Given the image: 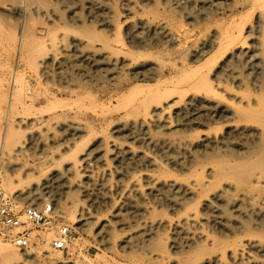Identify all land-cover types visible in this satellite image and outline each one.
<instances>
[{"label": "bare ground", "instance_id": "obj_1", "mask_svg": "<svg viewBox=\"0 0 264 264\" xmlns=\"http://www.w3.org/2000/svg\"><path fill=\"white\" fill-rule=\"evenodd\" d=\"M64 1L65 4L70 5L78 4L84 7L87 5L89 9L87 13L94 14L93 16L99 15V8L105 4L103 0ZM130 2L125 8L137 3ZM141 2L145 8H149L152 17L138 21L141 30L139 32L135 26L128 23L125 38L121 36L120 26L122 22L127 21L124 18L129 16L130 11H122L128 14L123 17L119 9L110 8L109 11L107 9L104 14L107 16L106 29L109 27L108 30L112 34L99 45L108 50L101 55L102 61L96 59V54L86 49L94 43L93 35L96 39H99V36L93 31L95 28L92 24L89 27L84 22L87 27L80 26L83 22H81L82 18L78 27L66 23L62 29L65 32H62L63 41H61L67 43L65 47L63 46L67 48V51H64L66 53H63V64L87 63L90 66L95 62L105 63L104 65L109 67H106L107 72L110 69L112 83H118V79L125 82L122 85L118 83L120 87L116 88L117 90L123 92L130 87L128 91L126 89L125 99L120 94L119 97L124 100L118 99V101H131L129 103L132 104L135 98L132 97L133 94L138 96L137 101H133L135 104L132 109L125 111L131 116L128 113L127 117L123 116L127 118L126 120L133 116L132 120L129 119L130 122L124 121L125 124L121 125L116 122V119H110L112 121L107 124L109 126L111 124L113 130L110 129L118 135L117 137L120 135L119 139H130L132 143L126 144L125 141L121 143L118 138H114L110 142L112 145L108 146L107 142L101 140L100 148L102 149L105 145L106 149L103 148L105 149L103 157L96 160L104 158L106 161V155L111 154L113 161L117 164L116 167L126 169V172L121 169L122 172L118 171L116 174L121 176L122 173H129L131 178L130 182L125 184V190H128L126 192L129 198L128 204L130 208L135 209L136 216L142 214L143 217H141L144 220L142 218L141 220L144 222L140 224L139 220L137 223L140 226L138 224L136 227H139L141 231L136 237L129 235L130 237L123 243L126 247H130L134 242H131V238H136L137 240L134 239L136 241L149 240L147 244L151 243L149 248L154 249L153 253L155 252L158 263L160 261L168 264H264V0H240L239 3L236 0H194V3L198 2L201 5L200 8L192 10L191 13L188 7L187 10L191 14L182 13L180 16L175 15L177 11L170 9L169 11L173 14L164 16L160 6L164 3H173L170 5L174 6L172 9L178 10L189 3V0H161V2L160 0H142ZM226 11H229L231 15L238 11L244 12L249 20L246 21L243 17L244 21L238 22L231 18L233 23L225 30L213 31L208 40L201 41L199 50H190L188 47L191 46H187L188 41L192 37L200 36V31L196 32L194 28L191 31L194 30L195 34L183 32L181 30L183 23L180 22L182 26L179 25L178 20L183 16L192 21L194 27H201L210 24L209 22L217 15L224 16ZM162 15L164 17L161 20L159 17ZM69 16V21L72 19L74 22L75 16ZM221 20L216 21L215 24L223 25L219 23ZM224 20L225 18L222 21ZM185 23L188 25L189 21ZM187 25H184V28ZM69 29L79 31L75 33L73 30L75 34L79 33L76 37L81 36L85 39L84 46L78 42L79 37L69 35L67 31ZM91 33L95 34L91 35ZM250 37L253 39L252 44L244 47L246 40ZM100 38L103 39L102 36ZM44 45L40 43L37 46L39 52L44 49ZM147 47L159 50L167 57L158 59V62L142 60L147 54L145 49ZM214 49L217 50L214 51ZM212 50L218 53L216 61L212 60L213 58L205 59ZM217 53L214 55L212 52L210 55L215 57ZM220 58L221 61L216 66ZM237 67L242 69L240 70L243 74ZM100 70L95 72H101ZM107 72H103L104 75L107 76L109 73ZM226 77H230V80H225ZM17 91L16 104L12 105L10 110L23 116L16 118L18 122L9 126L6 131L0 132V165L3 166V170L0 166V173L3 190L13 195L22 206L41 205L45 201H52L62 221L68 220L74 226L79 224L81 227L89 226L90 220L96 216L92 211L98 210L106 200L107 190H109L106 187L109 177L99 182L94 180V176H89L93 172L86 171L90 174L83 177L80 175V168L84 165L85 168L82 170L90 168L91 160L95 159L94 151L99 148L98 145L94 148L95 145L90 143V138L95 132L91 129L80 130L81 133L77 136L78 131L68 126L60 127L63 131L62 135L64 133L72 137L63 142L66 145H57V147H63L61 156L56 159L60 170L55 166L56 163L51 168L42 164L35 166L37 168L26 170H22L21 166L14 168L8 166L7 163L11 164V161L17 160L19 155H25L34 147L33 142L37 138L32 135L31 130L35 124L51 123L46 114L42 111L37 112L39 109L32 101L27 104L21 100V89ZM114 93L119 92L115 90ZM129 103L128 106H131ZM172 111L173 118L166 117L168 112ZM58 122L57 120L55 124ZM73 130L75 133L71 132ZM44 146L47 147V144ZM45 149H42V153H45ZM61 158L63 162H67L64 163L66 167ZM4 160L7 161V165L4 164ZM141 165L145 170L147 167H150L149 170L152 168L151 173L144 170L147 172V174L144 173L143 178L145 183L139 180L140 169L137 173L134 170L135 177L129 170L133 167L138 169L135 167H141ZM54 166L55 169H53ZM137 174L138 178H136ZM78 175L80 178H87L86 182H79L82 185L80 187L82 193L88 199L85 206L74 203L68 205L64 198L70 194L68 187H74V184L71 185L73 182L70 177ZM125 176H122L123 179L118 178V181L120 179L124 183ZM129 176L125 178L127 181L130 179ZM145 186L148 187L147 191L144 190ZM80 188L77 190L79 191ZM97 188L103 192L98 193ZM72 189L71 193L76 191ZM44 190H48L46 194L54 196L55 199L51 197L43 199ZM151 195L155 198L153 200H156L155 205L166 209L168 214L164 212L165 210L157 208L158 211L166 214L157 215L156 208L149 206L151 203L148 199L152 198ZM121 214L124 216L125 213H121L120 205L114 213L116 219H120L119 223L116 220L118 224L125 219ZM124 223L126 224V220ZM105 224L102 226L104 227ZM108 224L110 226L111 222ZM112 227H109V231L107 229L102 230L101 233L97 231L102 243L106 238L108 241V237L116 230L112 231ZM124 228L126 229L125 226ZM133 228L135 226L132 230ZM168 232H170L167 234L169 238H163V234L160 235V233ZM44 240L46 244L40 245L42 247H39L40 250L37 248L38 253L50 257L47 260H50L52 264L56 260L66 264L59 254L50 255L48 245L51 243L52 235ZM37 243L36 246H38ZM109 243H106V247L110 246L111 243ZM120 247L124 248L123 244ZM15 248L9 241L4 242L0 239V264H26L33 258V255L20 253ZM136 262L132 263L136 264Z\"/></svg>", "mask_w": 264, "mask_h": 264}, {"label": "rangeland", "instance_id": "obj_2", "mask_svg": "<svg viewBox=\"0 0 264 264\" xmlns=\"http://www.w3.org/2000/svg\"><path fill=\"white\" fill-rule=\"evenodd\" d=\"M111 1L112 2H110V0H103V2L105 3L104 5L106 6L102 5L99 8L100 11L98 12V14L100 13L101 15L95 14L97 16H93L94 14L87 13V10H89L87 5L84 7L78 4H73V5H70L68 3L65 4L64 0H0V132L3 133L4 130L6 131L9 126L14 125L18 122L16 118H19V116H23L22 114L17 115L16 111L10 110V107L16 104L15 101L17 99V93H18L17 90L19 89H21L22 91L21 100L27 102V104H29L30 101H32L37 106V108L40 110V111L38 110L37 112L42 111L44 114H46L48 116V119L51 120L50 121L51 123H48L49 126L47 124H44V125L35 124L34 128L31 130L32 135L35 136V138H37L36 141L33 142L34 147L31 150H29L25 155H19L17 160L11 161V164L10 162L7 163L9 164L8 166L12 168L21 166L22 170H26V169H31V168H37L39 165L45 164L47 167L49 166L51 168V166H53V164L57 162L56 159H59V157L61 156V152H62L61 148L63 147H57V145L63 144V142L65 143L67 139L68 140L72 139V137H70L71 135H68V134L65 135L64 133L62 135L63 131L60 130V127L68 126L78 131L77 136L81 133L80 130L88 131L91 129L93 132H95V134L93 133L92 138H90L91 139L90 143H92V145H95L94 148L97 145L99 148H96V150L97 149L98 150L94 151L95 159L91 160L90 168L82 170V168H85L84 167L85 165H84L82 168H80V175L83 177L85 175L87 176L90 174L86 171L93 172L89 176L91 175L92 177L94 176V180H97L99 182H101L102 180H106L109 177L108 179L109 181L106 183V187L109 189L107 190L108 192L107 198L98 208V210L96 209L92 211L93 215H96V216H93L96 220L92 218L90 220L91 223L90 224L88 223L89 226L81 227V224L74 226L73 223H71L70 221L63 220L62 224L64 226H68L71 229V234H70V239H69L67 249L64 251H53L51 247V243H49L48 246L50 250V255L53 254L52 256H54V255L59 254L63 262H66V264H105V263L106 264H133L135 263V261H137L136 264L137 263L138 264H168L166 262L164 263L160 261L159 263L158 261L156 262V257H155L156 254L155 252L153 253L154 249L150 250L149 248V246L151 245L150 242L147 244L149 240L145 241L143 239L142 240L138 239L139 241L138 242L136 241L137 240L136 238H134L136 240L131 238V242L134 241L132 245H130V247H126L124 245L123 242L124 240H126V238L130 236L136 237V235L141 231V229L139 230V227H136V226L139 223L141 224L144 222L141 220L143 216L142 214H140L142 217L136 216L134 214L135 209L130 208L128 204L129 198H127L126 196V192H128V190L127 189L125 190V186H126L125 184H128L131 180L130 176L128 175L129 173L127 174L122 173L121 176H118V174H116L118 171L122 172L121 169L124 172H126L125 171L126 169H123L122 167L117 168L116 167L117 164L113 161L111 154L106 155V161L104 158L103 160H100L101 157H103L104 155L106 147L104 145V147L102 146V149H101L100 148L101 146H99L100 144L99 141L104 140L105 142L108 143L106 145L111 146L112 144L110 142H112L114 138L119 139L120 137V135L119 137H117L118 135L114 134V131H112L113 129H112L111 124L110 126L107 125L109 124L108 122H111L113 119H116V122L117 123L119 122L121 125L125 124L124 121L130 122L133 119V116L131 118L128 117V120H126L127 118L123 116L127 117L129 113L128 112L125 113V111H127V109L128 111L132 109L133 105L138 99V96L136 94H133L132 97H135L134 98L135 102H133L134 100H132L130 97V99L132 100V104L129 103L131 101L119 102L118 99L119 100L125 99V95L127 94V91L128 89H130V87H127L126 88L127 91L125 89L123 92L120 90H117L116 88L120 87V85H122V83L124 84L125 82L120 77L122 80L120 81V79H118L119 81L118 83H120V85L118 83H112L111 78H110L111 76L110 69L108 71L110 73L109 74L107 72V68L109 67L107 65H104L105 63L95 62L94 65L92 63V65L90 64V66L87 65V63H75V64L71 63L70 64V62H67L63 64V59H62L64 55L63 53H66L64 52L65 50L67 51V48H64V47L67 45V43H63L61 41H63L62 32L64 31V30L62 31V29L63 27H65L66 23H68L70 26L73 25L74 27L76 26L78 27L82 21L83 22L81 23L80 26L84 25L87 27L88 25L90 27L92 24V27H94L95 29L93 30L91 27V30H93L99 36V39L101 40L97 42L96 40H99V39L95 38L96 36L93 35L95 33H91V35H93L92 38L95 41L94 43H92V46H90L91 48L86 47V49L92 51L94 54H96V59L98 58V60L100 59L102 61V59L100 58L101 55L107 53L108 50L103 47H100L99 45L102 44L101 41H104V39L105 40L108 39L109 37H111L110 35L112 34L108 30L109 27L108 29H106L107 28V25H106L107 16L106 15L104 16V14L107 12V9L108 11L110 8L111 9L117 8L121 12L122 11L124 12V10L130 11L131 15L129 14L128 17L126 16L128 15L127 13L122 12V16L123 17L126 16L124 19L127 20L125 22H122L121 23L122 26H120L121 36L123 38H125V31H126L128 23L135 26V29L139 32L141 30L139 28L138 21L140 19H147L149 17H152V14L149 11V8H145L143 6L141 2L142 0L141 1L131 0L132 4L137 2L134 5L135 7L130 5L131 7H126V8L125 6H127V3L129 4L130 2L129 0H111ZM156 1H159V0H156ZM162 1H165V0H162ZM183 1H186V0H183ZM236 1L239 3L240 0H236ZM140 2H141V5H140ZM138 3H139V7H137ZM189 3L191 4V6ZM189 3H186V5L184 6H181L178 10L172 9L174 6L171 7L170 5H172L173 3H170V4L164 3L160 7L162 9L161 11L164 16L173 14L172 12L169 11V9L171 11H175V12L177 11L175 15L180 16L182 13L191 14L194 10L200 8L201 6L199 5L198 2L194 3V0L192 1L189 0ZM192 3L194 5H192ZM67 5H69V7H66ZM193 6L195 7L194 9H193ZM188 7L189 9H191L189 10L191 13L187 10ZM134 8L136 11L134 10ZM180 10L181 11L183 10V12H181ZM73 11L76 14L73 13ZM239 12L240 11L231 15L229 14V11H226V14L224 16L217 15V17H215L217 18L216 20L215 18H213V20L209 22L210 24H205L204 26L202 25L201 27H197V26L194 27V23H192V21L187 20L185 17L182 16L185 19L181 17L178 20V22H179V25L181 26L183 23V27L181 28L183 32L194 33L195 31L196 32L200 31L199 32L200 36L198 35V36L192 37V39L188 41L187 46L189 45L191 46L188 48L190 50H195V49L199 50L201 41L208 40V37L211 36V33L213 31L220 32L222 30H225V28L230 26V24H232L233 21H236V20L238 22L240 20L244 21V19L246 21L249 20L247 19L249 17L248 15H246V13L244 12L239 13ZM67 14H68V17H67ZM77 14L79 15L80 18L78 17ZM69 15L75 16L74 22L72 21L71 18H70L71 21H69L68 19L70 17ZM163 15L160 16L159 19L162 20L164 17ZM101 16H103V18ZM237 16L238 17L240 16V17L238 18ZM234 17H235V20H234ZM243 17L245 18L243 19ZM224 18L225 20L223 22L222 20ZM231 18L233 19V21L231 20ZM80 19H81V22H80ZM218 19L219 20L222 19L221 20L222 22L220 21L219 23H222L223 25L218 24L217 26L216 25L217 23L215 24L216 21L217 22L219 21ZM188 21L190 24L188 23ZM84 22L87 25H85ZM185 22H187L188 25ZM184 25H187L186 28H184ZM102 27L105 28V30ZM192 29H194L195 31L193 30L192 32L191 31ZM69 30H67L69 32V35L74 36V37H76V35H79V33L75 34L76 32H79L76 29H72V30L69 29ZM73 30L75 31V33ZM106 30H108V32H106ZM71 32H73L75 35L74 34L72 35ZM81 34L83 33L81 32ZM101 36L103 37V39L100 38ZM78 37L79 36H77L76 38ZM78 42L82 43V45L84 46L85 39L80 36L78 38ZM252 42H253L252 37L248 38L246 40L244 47L250 46ZM40 43H44L45 45H44V49L39 52L37 49V46ZM94 46H96L97 48L96 47L94 48ZM145 49H146L147 54H145L146 56H143L144 59L142 60H147L150 62H158V59L164 56L167 57L163 53L159 52V50L149 49L148 47ZM215 50L217 49H214V51ZM214 51L212 50L210 52L211 53L213 52V54L215 55V53L217 52H214ZM210 54L206 55L205 59L213 58L212 60L216 61L217 60L216 58L218 57V53L216 54L215 57L213 55L211 56ZM177 60L179 61V59ZM220 61H221V58L217 61L216 66H218ZM95 68L96 69L98 68L97 70L101 69L100 71L102 73L99 71L95 72L97 71L95 70ZM240 69L238 68L239 72L242 73L243 71H241L242 69L241 70ZM103 72H107L108 73V74L106 73L107 76L104 75ZM229 78L230 77H226L225 80H230ZM115 90L116 92H119V93H114ZM120 94L121 96L124 97V99L119 97ZM128 103L131 106H128ZM172 115H173V111L168 112L166 117L170 118ZM172 118L173 116L170 119ZM20 119H22V117H20ZM110 119L112 120L110 121ZM57 120L59 122L58 124H55ZM121 120H123L122 121L123 124L121 123ZM108 126L109 128H107ZM217 128L218 127L216 126V129ZM74 130L71 132L75 133ZM53 137L54 139H52ZM63 139H66V140L64 141ZM119 141L121 143H123L122 141H125L124 143L126 144L132 143V140L130 141V139H124V140L119 139ZM0 143H1V140H0ZM45 144H47L48 148L44 146ZM63 145H66V144H63ZM42 149H45V153H42ZM99 152L100 154L98 155ZM0 156H1V144H0ZM98 158H100L99 161H96ZM6 162L7 161L4 162L5 165H7ZM58 163L55 164L56 167L58 166L57 165ZM62 163L63 165H65L67 162L66 161L63 162V159H62ZM0 166L3 170V166L2 165ZM55 166L53 167V169H55ZM135 168H138V169H134L133 167L131 169L129 168V170L133 173L135 170V172L137 173V171L140 169L138 171L139 172L138 174H140L141 178L139 177L138 174L136 178L139 177V180L140 181L142 180L141 183H145L143 179L144 173L145 174H147V172L149 173L150 170H152V168L149 170L150 167L149 168L147 167L145 170L143 165H141V167L138 166ZM60 169L58 168V170ZM144 170L147 172H145ZM113 171H114V174H112ZM133 173L131 174L132 177H133ZM80 175H78L77 177H73V178L70 177V179H72V182H73L71 185L74 184V187H71V186H70L71 188L68 187L71 195L68 194L64 196L65 201L67 202L68 205H72V203H74V204H78L79 206H85L88 201V199L86 198V196H84V193H82V190L80 188L82 186L81 183L86 182L87 178H84V179L82 177L80 178ZM124 175L126 176L124 177L125 181L123 183V181H121L120 179H123L122 176ZM69 176H72V175H69ZM128 176L130 179H128L127 181V179L125 178L126 177L128 178ZM135 176L136 175L134 173V177ZM63 177L65 176L63 175ZM118 178H120L119 181H118ZM42 188L43 187H41V189ZM79 188L81 191L77 190ZM123 188L125 192H123L124 191ZM144 188H145L144 189L145 191L148 190L147 186H145ZM71 189L76 190V191L75 192L72 191L71 193ZM97 190H99V188H97ZM47 192L48 190L43 191V194H45L43 199H47L51 197L50 194H46ZM102 192L103 190L101 192L100 190L98 191V193H102ZM151 197L152 198L149 197L148 199V201H150L149 203H151L149 204V206L154 209L156 208L155 210L157 211L156 212L157 215L161 213H162L161 215H166L165 213L163 214V212L158 211L159 209L157 208H161V210L163 209V211L165 210L164 212L168 214V211L166 209L160 206L157 207L155 205L156 200H153L154 198L153 195H151ZM51 199H55L54 196L51 197ZM152 202H154L153 203L154 206L152 205ZM120 205H121V213L124 212L125 214L127 213L129 214H127V216L125 214L124 216L123 214H121V216L125 219L121 217V220L123 219V221L120 222L121 224H118L120 219L117 220L118 218L116 219L114 213H115V210L120 207ZM123 208L124 209L126 208V209L123 210ZM96 212L98 213L95 214ZM113 215L115 218L113 217ZM127 217L130 219V221H128L129 219ZM138 217H140V219ZM97 218H100V219H97ZM116 220L118 221V223ZM125 220H126V224L124 223ZM132 221L134 222L136 221L135 222L136 225ZM107 222L108 223L111 222L110 226ZM129 223H132V225H129ZM102 224H105L104 227L102 226ZM127 224H128V227H127ZM140 224L138 226H140ZM111 225H113L115 228H113ZM133 225L135 226V228H133L132 230V227H134ZM124 226L126 227V229L124 228ZM101 227L102 229H100ZM109 227H112L111 228L112 231H114L113 229H116L115 230L116 232L115 231L114 232L117 234V236L114 237V235L116 234H114L113 232L114 234L113 235L112 232L110 231L112 235L108 237L109 238L108 241L106 240L107 239L106 238L105 241H103L104 243H102L100 235L97 233V231L101 233L102 230L105 231L106 229L107 230L110 229ZM129 227H131V230H129ZM136 228H138V230ZM32 231H33L32 235H34L33 238L35 237V239H33V246H32L33 249L32 247L24 251H21L17 248L15 249L20 253L25 252L30 255H33V258L26 264H49L50 260H47V259L50 257H47L44 254L38 253V251L40 250L39 247L42 248L40 245L43 244L42 246H44V244H46L43 241H45L44 239H46L49 235H52V240H53V235L56 234L55 229H49L48 231L34 229ZM162 234L165 236L167 234H170V232L160 233V235ZM163 235H162L163 238H166V237L169 238L168 235L165 237ZM54 238H55V235H54ZM52 240L50 242H52ZM2 241L7 242L6 240H2ZM107 242H110L111 244L109 243L110 246L106 247ZM36 243L38 246H36ZM122 244H123V247L125 246L124 248L120 247ZM37 248L39 250H37ZM147 252H149L150 254ZM58 261L59 260L54 261L53 264H61L60 261L59 262Z\"/></svg>", "mask_w": 264, "mask_h": 264}, {"label": "built area", "instance_id": "obj_3", "mask_svg": "<svg viewBox=\"0 0 264 264\" xmlns=\"http://www.w3.org/2000/svg\"><path fill=\"white\" fill-rule=\"evenodd\" d=\"M0 173V239L9 241L17 249L24 251L33 244L32 230L55 229L51 242L54 251L67 249L71 229L62 224L54 203L45 201L41 205H21L13 195L2 188Z\"/></svg>", "mask_w": 264, "mask_h": 264}]
</instances>
